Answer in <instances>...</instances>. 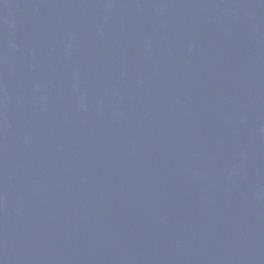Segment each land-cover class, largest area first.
<instances>
[{
    "label": "water",
    "instance_id": "water-1",
    "mask_svg": "<svg viewBox=\"0 0 264 264\" xmlns=\"http://www.w3.org/2000/svg\"><path fill=\"white\" fill-rule=\"evenodd\" d=\"M0 264H264V0H0Z\"/></svg>",
    "mask_w": 264,
    "mask_h": 264
}]
</instances>
